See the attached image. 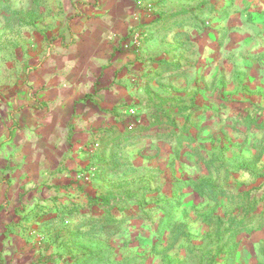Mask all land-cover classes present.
<instances>
[{
    "label": "rangeland",
    "instance_id": "374dc122",
    "mask_svg": "<svg viewBox=\"0 0 264 264\" xmlns=\"http://www.w3.org/2000/svg\"><path fill=\"white\" fill-rule=\"evenodd\" d=\"M137 1L138 66L82 165L20 195L0 264H264V0ZM67 8L0 0L2 90L29 87Z\"/></svg>",
    "mask_w": 264,
    "mask_h": 264
},
{
    "label": "crops",
    "instance_id": "0c3cea01",
    "mask_svg": "<svg viewBox=\"0 0 264 264\" xmlns=\"http://www.w3.org/2000/svg\"><path fill=\"white\" fill-rule=\"evenodd\" d=\"M137 2L67 0L68 20L52 46L41 49L29 87H0L1 242L11 236L6 227L17 224L13 211L28 202L20 203V195L49 193L48 185L62 179L53 175L82 165L81 149L107 125V110L124 90L117 83L138 66L139 53L121 47L140 17Z\"/></svg>",
    "mask_w": 264,
    "mask_h": 264
}]
</instances>
